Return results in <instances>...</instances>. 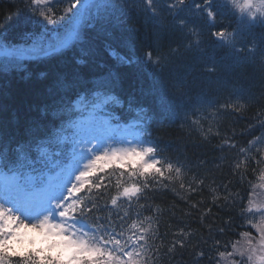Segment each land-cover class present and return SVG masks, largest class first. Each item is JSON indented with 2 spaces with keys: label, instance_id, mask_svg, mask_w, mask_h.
Listing matches in <instances>:
<instances>
[{
  "label": "snow or ice",
  "instance_id": "obj_1",
  "mask_svg": "<svg viewBox=\"0 0 264 264\" xmlns=\"http://www.w3.org/2000/svg\"><path fill=\"white\" fill-rule=\"evenodd\" d=\"M58 3L64 6L55 8ZM136 7L157 35L180 34L185 42L167 51L149 45L139 54L116 55L121 65L163 72L178 57H195L211 42L233 56L246 53L264 71V36L258 44L236 47L246 43L243 37L253 29H264V0H139L131 10ZM128 9L129 0H30L23 23L39 31L23 34L31 41L27 44L0 40V73L19 70L29 60L66 55L77 46L91 56L94 49L82 47L88 40L85 29L113 39ZM226 16L232 21L227 25ZM105 51L114 54L109 43ZM200 68L214 74L220 65L212 60ZM50 80V102L41 120L30 122L20 134L0 126V264H172L185 252L193 264H264V203H256L248 189L243 195L232 192L230 180L218 184L198 172L208 160L193 166L165 155L153 139L152 126L162 125L180 107L177 100L189 94L188 81L173 80L142 92L141 97H152L145 103L134 91L124 90L112 69L91 79L78 71H58ZM252 99L239 94L224 103H198L213 109L206 116L215 119L239 115ZM199 111L193 110L198 118L191 123L199 126L201 138H218L216 150L235 152L228 165L232 175L239 182L258 170L264 176V135L241 147L234 129L222 134L219 119L215 132L211 123L205 129ZM253 118L264 128V109ZM169 192L187 205L182 215L206 228V235L182 219L161 232V218L166 212L175 218L176 205L163 208L154 201L157 194ZM194 195L201 199L193 201ZM213 208L225 215L214 214ZM236 228L254 229L256 235L237 233ZM30 233L41 238V247H25L26 241L35 243ZM229 234L239 235L243 243L227 239Z\"/></svg>",
  "mask_w": 264,
  "mask_h": 264
},
{
  "label": "trees",
  "instance_id": "obj_2",
  "mask_svg": "<svg viewBox=\"0 0 264 264\" xmlns=\"http://www.w3.org/2000/svg\"><path fill=\"white\" fill-rule=\"evenodd\" d=\"M55 8L59 9V5L56 4ZM131 9L126 10L125 16L119 20V27L114 30L113 39L106 41L105 36L99 33L98 30L87 31L85 29L88 40L82 47L94 49V54L91 56L81 54V46H77L66 55L33 62L27 74L19 75V73L11 71L0 73V126H3L5 131L20 134L30 122L41 120L43 112L50 102V77L56 72L71 73L78 71L87 79H91L112 69L119 73L124 90L134 91L137 97L142 98L145 103H151L152 97L149 95L141 97L142 92L147 93L153 87L162 88L169 82L180 79L188 81L190 85L189 94L184 96L185 99L181 97L177 100V102L181 100L183 107H186V99H188V102L197 99L198 96L201 97L199 91H203L202 97L206 101L217 100L219 103H224L230 97L227 93L228 87L241 90L249 89L252 92V95L249 96L253 97V99L245 111H242L239 115L232 114L225 119L218 118L222 134H230V131L234 129L237 133V142L242 147L244 136L240 133L243 131L245 121L250 120L262 107V105L258 106L255 101L264 92V75H262L261 69L252 63H240L232 68L218 62L213 54L219 51L212 46L211 42L202 45V50H205L204 47H206L209 52L199 55L201 62H194V59L191 58L193 57L192 55L181 56L170 63L163 72L121 65L119 60L115 58L116 55H124L132 50L139 54L146 50L149 45H160L164 51H167L168 48H175L178 44L185 42L182 41L180 34L160 31L159 35H157L158 30L152 24L146 22L143 15L139 13L138 8L136 7V10ZM26 15L27 12L23 2L0 0V39L20 43L24 41V33L39 31L35 25L23 23ZM228 21L229 17H223V22ZM256 33H260L261 36L264 34V29L259 27L253 29L251 34L243 37L246 43L241 44L249 43L252 40V36L256 35ZM106 43L111 44L114 50L113 55H109L105 51ZM76 59H83L85 63L75 66L73 61ZM212 60H215L222 67L216 73L206 76L202 72L200 65ZM224 73L225 77L223 76ZM224 78L227 88L222 86ZM181 113L177 108L174 113L168 114V118L162 125H157L152 129V135L158 139L159 146L164 154L172 157L179 156L193 166L197 165L200 160H208L209 163L203 168H198L197 171L214 177L218 184L226 183L230 180L231 191L237 192L239 190L240 194L243 195L246 189L249 190L248 182L252 183L251 179H255L256 172H250L243 182H239V177L233 176L228 167L235 152L216 150L220 144V139L210 137L207 141L203 140L199 126L193 125L188 119L179 117ZM209 123L213 124V132H215L217 130L215 119L201 120V124L205 129L209 126ZM221 157H223V161L219 159ZM217 164L220 167H216ZM206 183H209V181H206ZM203 196L206 200L210 199L207 191L204 192ZM200 199V195L192 197L193 201ZM143 202L141 201V203ZM154 203L159 204L163 208L173 204L176 205L175 218H170L167 212L161 218V232L167 231L169 225H176L178 220L182 219L188 222L192 229L199 230L206 235V228H202L197 222H192V217L182 215L180 210H188L187 205L171 192L166 193L162 197L157 194V199H155ZM212 212L214 214L219 213L220 216L225 215V212H219L216 208H213ZM208 222L205 221V224ZM216 223L219 224L220 221L217 220ZM236 223L241 224L242 220H237ZM241 231H243L241 228L235 229L237 233ZM227 239L236 241L237 239L241 240V237L229 234ZM181 260H183L184 264H193L187 252H185L183 257L178 256L176 260L172 261V264H179ZM160 264H168V261L161 260ZM202 264H207V262L204 261Z\"/></svg>",
  "mask_w": 264,
  "mask_h": 264
},
{
  "label": "rangeland",
  "instance_id": "obj_3",
  "mask_svg": "<svg viewBox=\"0 0 264 264\" xmlns=\"http://www.w3.org/2000/svg\"><path fill=\"white\" fill-rule=\"evenodd\" d=\"M18 2H23V4H27L30 2V0H16ZM132 4L134 5H139V0H129ZM242 2V0H241ZM129 7H130V4H129ZM138 10H139V7H137ZM25 39V40H24ZM24 41L23 43L27 44V43H31V41L27 38V36L24 37ZM2 40V39H0ZM21 43V42H20ZM251 43H259L257 40H255L254 42L251 41ZM35 60V59H34ZM25 65L22 66V68H24ZM21 68V69H22ZM263 167H264V164H263ZM256 175V179L260 181V184L254 188V192L255 193L252 197H253V200L256 202V203H264V176L261 175V172H256L255 173ZM253 231L255 232V230L253 229ZM30 235H34L35 236V243L34 244H29L27 243V241L25 242V247H41L42 246V241H41V238L34 234V233H30ZM243 243V242H241ZM19 247V246H18Z\"/></svg>",
  "mask_w": 264,
  "mask_h": 264
}]
</instances>
